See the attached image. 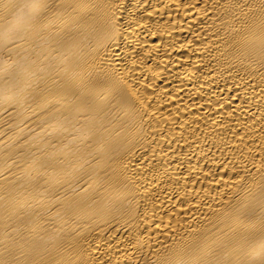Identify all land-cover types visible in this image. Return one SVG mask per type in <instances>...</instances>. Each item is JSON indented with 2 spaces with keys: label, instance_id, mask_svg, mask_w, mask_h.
Instances as JSON below:
<instances>
[{
  "label": "bare ground",
  "instance_id": "bare-ground-1",
  "mask_svg": "<svg viewBox=\"0 0 264 264\" xmlns=\"http://www.w3.org/2000/svg\"><path fill=\"white\" fill-rule=\"evenodd\" d=\"M0 264H264V0H0Z\"/></svg>",
  "mask_w": 264,
  "mask_h": 264
}]
</instances>
